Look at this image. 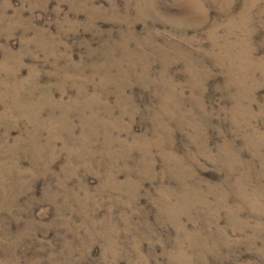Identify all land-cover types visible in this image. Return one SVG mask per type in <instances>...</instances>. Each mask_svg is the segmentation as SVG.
<instances>
[{
    "label": "rangeland",
    "instance_id": "obj_1",
    "mask_svg": "<svg viewBox=\"0 0 264 264\" xmlns=\"http://www.w3.org/2000/svg\"><path fill=\"white\" fill-rule=\"evenodd\" d=\"M0 264H264V0H0Z\"/></svg>",
    "mask_w": 264,
    "mask_h": 264
},
{
    "label": "snow or ice",
    "instance_id": "obj_2",
    "mask_svg": "<svg viewBox=\"0 0 264 264\" xmlns=\"http://www.w3.org/2000/svg\"><path fill=\"white\" fill-rule=\"evenodd\" d=\"M209 6H211V5L209 4Z\"/></svg>",
    "mask_w": 264,
    "mask_h": 264
}]
</instances>
